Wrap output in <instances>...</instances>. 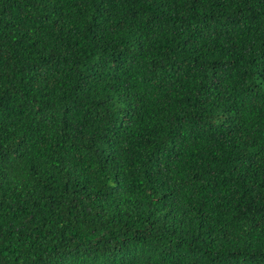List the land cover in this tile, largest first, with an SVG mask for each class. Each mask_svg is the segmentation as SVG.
Wrapping results in <instances>:
<instances>
[{"label":"trees","instance_id":"1","mask_svg":"<svg viewBox=\"0 0 264 264\" xmlns=\"http://www.w3.org/2000/svg\"><path fill=\"white\" fill-rule=\"evenodd\" d=\"M0 264H264V0H0Z\"/></svg>","mask_w":264,"mask_h":264}]
</instances>
